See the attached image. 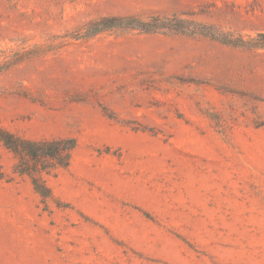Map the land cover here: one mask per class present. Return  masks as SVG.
<instances>
[{
  "label": "rangeland",
  "instance_id": "obj_1",
  "mask_svg": "<svg viewBox=\"0 0 264 264\" xmlns=\"http://www.w3.org/2000/svg\"><path fill=\"white\" fill-rule=\"evenodd\" d=\"M258 34L264 0H0V126L77 143L44 200L0 142V264H264V50L214 39Z\"/></svg>",
  "mask_w": 264,
  "mask_h": 264
},
{
  "label": "trees",
  "instance_id": "obj_2",
  "mask_svg": "<svg viewBox=\"0 0 264 264\" xmlns=\"http://www.w3.org/2000/svg\"><path fill=\"white\" fill-rule=\"evenodd\" d=\"M130 18L106 17L96 20L86 27L84 38L110 31L113 29H140L150 33L155 30H143L146 25L142 22L129 23ZM134 21V20H133ZM137 23V24H136ZM217 41L250 50H264V34H258L255 38L236 41L227 40L224 36L215 37ZM11 64L4 62L0 65V77L7 71ZM0 142L17 159L16 171L20 175L28 176L35 191L44 199L51 197V191L43 181V174H50L57 169L66 168L70 164L72 152L76 148V140L73 138L35 141L21 138L0 126Z\"/></svg>",
  "mask_w": 264,
  "mask_h": 264
}]
</instances>
